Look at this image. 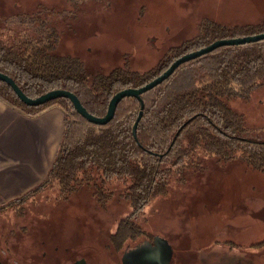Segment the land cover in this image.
<instances>
[{
  "label": "rangeland",
  "instance_id": "rangeland-1",
  "mask_svg": "<svg viewBox=\"0 0 264 264\" xmlns=\"http://www.w3.org/2000/svg\"><path fill=\"white\" fill-rule=\"evenodd\" d=\"M33 11L58 24V53L80 57L88 71L107 73L125 63L138 71L155 66L173 46L197 35L205 19L258 23L264 0H0L4 16ZM14 23L7 21L3 35L12 34ZM232 105L249 128L264 126V86ZM205 162L201 172L184 183L171 181L133 214L158 246L149 248L143 238L130 246L158 249L162 264H264V244L256 245L264 239V171L233 160ZM93 176L70 193L47 184L1 210L0 264H41L44 251L88 264L97 254L102 264H120L106 242L132 215L128 183Z\"/></svg>",
  "mask_w": 264,
  "mask_h": 264
},
{
  "label": "trees",
  "instance_id": "trees-1",
  "mask_svg": "<svg viewBox=\"0 0 264 264\" xmlns=\"http://www.w3.org/2000/svg\"><path fill=\"white\" fill-rule=\"evenodd\" d=\"M50 16L40 11L0 14V72L12 77L29 97L52 89L70 90L95 116L105 114L117 91L144 85L182 54L219 38L264 31V20L229 25L205 19L197 35L173 46L168 57L155 66L138 71L125 63L105 73L88 71L80 57L57 52L60 30ZM10 19L16 22L11 27L14 30L3 35ZM22 30L24 34L19 35ZM263 86L264 40L216 48L181 64L167 79L141 94L144 107L134 136L132 126L140 109L135 97H123L113 118L105 125H95L77 113L67 98L27 105L0 80V98L16 108L36 114L58 104L68 114L45 181L9 202L26 200L52 183L58 184L61 192L70 193L93 179L96 172L102 181L123 179L128 183L133 212L118 227L119 243L143 235L152 237L135 223L133 214L165 193L171 181L184 183L201 172L208 158L238 161L250 170L264 171V126L249 128L243 114L232 105L235 100L246 101L253 90ZM260 244L264 239L256 243Z\"/></svg>",
  "mask_w": 264,
  "mask_h": 264
},
{
  "label": "crops",
  "instance_id": "crops-1",
  "mask_svg": "<svg viewBox=\"0 0 264 264\" xmlns=\"http://www.w3.org/2000/svg\"><path fill=\"white\" fill-rule=\"evenodd\" d=\"M67 115L58 104L28 114L0 98V206L45 181Z\"/></svg>",
  "mask_w": 264,
  "mask_h": 264
},
{
  "label": "water",
  "instance_id": "water-1",
  "mask_svg": "<svg viewBox=\"0 0 264 264\" xmlns=\"http://www.w3.org/2000/svg\"><path fill=\"white\" fill-rule=\"evenodd\" d=\"M263 40H264V31L251 34V35H243V36H236V37H229V38H219L199 49L186 52L182 54L181 56L177 57L175 60H173L171 64L162 73H160L159 75H157L150 81L146 82L144 85L140 87L124 88V89L117 91L115 94H113L108 102L107 110L103 116H95L92 113L88 112L86 108L82 105V103L80 102L77 95L71 92L70 90L60 89V88L52 89V90H49L33 98V97L27 96L21 90V88L16 84V82L12 79V77H10L9 75L3 72H0V80L5 81L8 85H10L13 91L15 92V94L18 96V98L27 105H40L47 101H50V100H53L59 97L67 98L71 101L73 108L77 113H79L88 122L93 123L95 125L107 124L113 118L117 103L123 97L125 96L135 97L140 102V109L138 111L137 117L132 126V133L134 136H136V126L142 116V113H143L142 110L144 107V103L141 98L142 93L155 87L156 85L160 84L162 81L167 79L175 71V69L178 68L181 64L186 63L190 60H193L197 57H200L201 55H204L206 53H209L216 48H219L222 46L244 45V44L259 42ZM148 244H150L151 247L158 246V244L156 243L155 244L148 243ZM155 250L157 251L158 249H155ZM158 252L159 251H157V253ZM166 253L168 255L167 251ZM161 256L162 255L158 254L156 264H162Z\"/></svg>",
  "mask_w": 264,
  "mask_h": 264
},
{
  "label": "flooded vegetation",
  "instance_id": "flooded-vegetation-1",
  "mask_svg": "<svg viewBox=\"0 0 264 264\" xmlns=\"http://www.w3.org/2000/svg\"><path fill=\"white\" fill-rule=\"evenodd\" d=\"M11 203L10 205H12ZM9 206V204H8ZM8 206H3L0 208L1 210H5L8 208ZM128 218L121 219L114 232L110 233L109 235V242H106V247L108 249V253L110 254H119L118 261L120 264H156V260L158 258V254L162 255L161 253H157L156 250H148V249H137V245L130 246L131 243L139 242L140 239L143 238L144 241H147L148 243L154 244L153 238L149 237L148 235H143V237H137L136 239H132L129 242L125 243L124 241H121L119 243V237H118V227L121 223H124ZM129 220V219H128ZM139 244V243H138ZM149 248H151V245L148 244ZM111 250V251H110ZM40 259L41 264H88L86 261H83L82 259L75 258L70 260L69 254H64L63 252L61 254L59 253H47L42 252L40 256L38 257ZM162 258V256H161ZM91 263L90 264H102L101 263V257L99 255L91 256Z\"/></svg>",
  "mask_w": 264,
  "mask_h": 264
}]
</instances>
